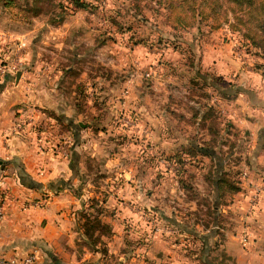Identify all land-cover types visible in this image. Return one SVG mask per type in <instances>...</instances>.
<instances>
[{
  "label": "rangeland",
  "instance_id": "obj_1",
  "mask_svg": "<svg viewBox=\"0 0 264 264\" xmlns=\"http://www.w3.org/2000/svg\"><path fill=\"white\" fill-rule=\"evenodd\" d=\"M82 2L85 7L76 10L64 0H14L0 6V36L7 35L0 40V65L26 68L38 85L48 83L49 97L78 120L72 130L77 146L83 144L75 152L78 180L72 189L82 197L74 225L78 229L79 214L87 212L109 227L98 245L105 253L91 254L113 264L115 254L106 246L112 236L123 238L125 253L153 235L180 246L186 239L179 236L182 230L202 224L222 228L225 238L237 233L230 238L244 245L247 231L232 203L238 192L244 198L247 188L264 180V130L240 122L247 115L231 104L238 97L242 68L257 82L252 76L255 65L262 71L264 54L225 25L210 30L209 22H202L198 29L172 30L153 0ZM213 44H227L217 69L201 60L200 50ZM230 59L238 61L237 71L225 72ZM22 117L19 125L25 123ZM59 128L65 132L63 124ZM69 135L59 139L61 153L73 141ZM189 143L211 147L213 161L184 154ZM216 163L228 181L239 183L238 192L217 197L205 179L208 170L217 177ZM213 204L217 210L211 216L208 206ZM1 212L0 220L2 206ZM190 246L199 249L197 242ZM215 249L213 254L222 252ZM30 254L36 263V251ZM221 260L233 264L228 256Z\"/></svg>",
  "mask_w": 264,
  "mask_h": 264
},
{
  "label": "crops",
  "instance_id": "obj_2",
  "mask_svg": "<svg viewBox=\"0 0 264 264\" xmlns=\"http://www.w3.org/2000/svg\"><path fill=\"white\" fill-rule=\"evenodd\" d=\"M6 36H0V40H5ZM226 47L227 44H213L206 49L202 48L201 60L204 64L210 63L216 67L224 58L221 54ZM227 62L229 64L225 72L236 70L237 60L230 59ZM258 66L255 65L256 75L252 76L257 82H252L247 71L242 68L236 80L238 97L235 96L231 104L237 107L235 111L247 115L239 121L248 123L247 127L252 130H264V73ZM48 85H38L35 76L26 68H5L0 72V205L3 209L0 220V257L21 258L36 251L38 257L35 264H106V258L102 260L101 255H92L81 243L79 225L78 229L74 225L77 218L76 203L82 197V194L76 195L72 189L78 180L76 173L79 164L76 165L75 152L83 141L77 146L72 126L78 120H71L66 111L54 102L53 95L49 97L51 88ZM48 111L53 112L58 120L49 116ZM22 114H25V123L19 125L22 123ZM60 124L64 126V133L57 130ZM67 135L72 137L73 143L69 149L67 144L66 150L61 153L59 139L68 140ZM255 185L259 186V194L254 204H248L247 201L248 194L256 186L247 188L244 191L247 196L244 198L238 192L232 203L237 204L238 219H242L247 231L244 245L232 241L237 238V233L235 236L230 234L233 239L225 238L220 233L222 228L217 226L216 229L207 226L182 230L179 236L186 237V244L180 246L178 243L169 245L153 235L149 242L143 238L145 243L138 244L127 253L122 249L123 238L112 236L106 246L108 252L115 254L113 264H222L221 259L225 256L233 264H264V180L257 181ZM45 189L50 193H45ZM43 197H46L44 202ZM190 237H196L199 249L190 246L195 243ZM212 248L222 252L213 254ZM177 249L184 253L182 257ZM190 249L198 252L190 253ZM124 254L128 257H124ZM176 257H179V263ZM212 258H216V263L212 262Z\"/></svg>",
  "mask_w": 264,
  "mask_h": 264
},
{
  "label": "trees",
  "instance_id": "obj_3",
  "mask_svg": "<svg viewBox=\"0 0 264 264\" xmlns=\"http://www.w3.org/2000/svg\"><path fill=\"white\" fill-rule=\"evenodd\" d=\"M38 1V0H34ZM72 10L85 7L82 0H64ZM164 10L163 22L172 30L186 29L195 26L196 29L202 22H209L207 27L215 30L225 25L228 30L240 33L241 37L264 54V0H153ZM14 0H0L1 7H8ZM35 14V13H34ZM1 56V54H0ZM264 73V67L261 69ZM74 106H78L76 97ZM48 115L55 120L58 118L53 112L48 111ZM184 154L189 157L204 156L213 161V150L207 145H196L189 143L182 148ZM179 162V157L173 158ZM219 163L213 165V170L217 177L208 173L205 176L207 182L218 191L217 197L221 199L223 193H235L240 190L239 183L234 185L225 178L224 173H219ZM181 171V170H180ZM179 171V172H180ZM212 173V171H210ZM181 182V181H180ZM180 183V187H181ZM183 188V186H182ZM93 202V199L90 200ZM208 213L213 215L216 205L208 206ZM217 210V209H216ZM81 223L79 228L82 234V242L91 252L105 253L104 248L98 247L101 236L109 233V227L103 223L98 215L81 212ZM204 227L207 224H202ZM98 231V233L95 232ZM100 239V240H99Z\"/></svg>",
  "mask_w": 264,
  "mask_h": 264
},
{
  "label": "built area",
  "instance_id": "obj_4",
  "mask_svg": "<svg viewBox=\"0 0 264 264\" xmlns=\"http://www.w3.org/2000/svg\"><path fill=\"white\" fill-rule=\"evenodd\" d=\"M8 68H13V66H7ZM6 68V66L4 65H0V72L4 71V69ZM62 147V146H61ZM62 151H64V148L62 147ZM245 175V171H242L241 176L244 177ZM45 193H50L48 189H45ZM259 194V188L258 186L254 187L252 192H251V196H250V200L252 201L251 204H254L255 200L257 199ZM1 205H0V217H1ZM158 228H155V230H157ZM242 241L244 242V238H242ZM0 264H35V255L34 254H30V255H25L24 257L21 258H16L13 256L10 257H0Z\"/></svg>",
  "mask_w": 264,
  "mask_h": 264
},
{
  "label": "water",
  "instance_id": "obj_5",
  "mask_svg": "<svg viewBox=\"0 0 264 264\" xmlns=\"http://www.w3.org/2000/svg\"><path fill=\"white\" fill-rule=\"evenodd\" d=\"M16 75L18 76V73Z\"/></svg>",
  "mask_w": 264,
  "mask_h": 264
}]
</instances>
